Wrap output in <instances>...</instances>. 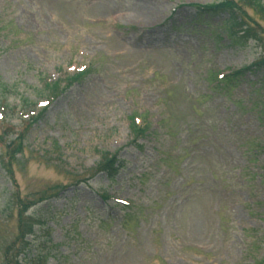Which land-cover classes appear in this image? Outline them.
<instances>
[{"label": "rangeland", "instance_id": "rangeland-1", "mask_svg": "<svg viewBox=\"0 0 264 264\" xmlns=\"http://www.w3.org/2000/svg\"><path fill=\"white\" fill-rule=\"evenodd\" d=\"M217 1L0 0V104H49L9 167L15 184L5 145L29 111L0 124V264L16 233L12 196L57 185L32 210L41 222L25 264H264V73L214 88L212 73L260 54L227 39L225 16L197 19L194 5ZM82 69L46 95L44 83ZM134 114L149 130L132 142ZM102 152L121 162L112 182L89 176Z\"/></svg>", "mask_w": 264, "mask_h": 264}, {"label": "trees", "instance_id": "trees-1", "mask_svg": "<svg viewBox=\"0 0 264 264\" xmlns=\"http://www.w3.org/2000/svg\"><path fill=\"white\" fill-rule=\"evenodd\" d=\"M196 16L199 20H208L219 15H226V19L223 21L222 28L228 34V37L233 41H242L246 43L248 40H254L261 46H264V0H221L217 3L210 5H195ZM263 70L264 71V55L252 68H246L243 71L232 73L226 76L222 80L217 82V88L220 90H230L236 86V83L245 75L247 71ZM77 74L73 78H69V84L74 81H79L83 75ZM49 94L57 95L60 89V83L56 82L52 85H46ZM221 87V88H220ZM3 90L5 87L1 86ZM5 92V91H2ZM140 118L136 114L132 115L130 120V131L134 138L143 134L146 131V127L142 128L137 124L136 119ZM22 139L19 136L16 143L13 144V148L7 147L5 156L8 158L6 161L5 170L7 174L14 181L12 171L9 167L12 165L15 157L21 154L22 151ZM121 169V162L117 160L115 156L108 153L102 154V160L97 167L98 172H103L110 181H113L115 176ZM64 190L62 187H51L41 190L35 195L27 196L24 199L20 197V193H16L12 196L11 205L16 210V235L12 241L6 244L3 248L2 264H21L19 256L21 252L30 248V243L26 241V238L34 234V227L37 224V220L33 214L30 213L31 209L41 202L48 200L51 197H56L59 192ZM44 259L42 256H36L34 261Z\"/></svg>", "mask_w": 264, "mask_h": 264}]
</instances>
